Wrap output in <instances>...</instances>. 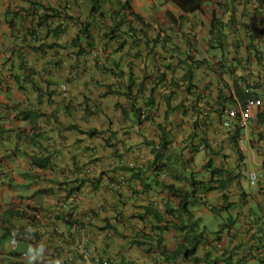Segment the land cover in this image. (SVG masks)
<instances>
[{"label":"clouds","instance_id":"9594fccd","mask_svg":"<svg viewBox=\"0 0 264 264\" xmlns=\"http://www.w3.org/2000/svg\"><path fill=\"white\" fill-rule=\"evenodd\" d=\"M164 1L165 7H171V9H166L168 14L166 15L167 22L165 24L167 26L165 27H169L170 30L175 32L180 26L179 22L184 17L204 10L212 0H204L199 10L190 14L183 13L177 6L176 0ZM218 1H223V4L218 3L219 8L227 4V0ZM89 2L95 4L90 5ZM151 3L152 0H136L135 2L132 0H0V150L5 140H15L19 145L21 141L30 144L40 139V131L31 130L28 124L25 126L20 125L21 123H28L27 118H29L30 112L22 109L21 102L15 100L17 93L30 90L41 102L43 101L37 108L41 112L39 118L42 122H48L49 124L59 122L58 107H64L66 112L72 107V109L81 111L85 118H95V116L100 117L102 114L100 101L97 104H90L86 101L83 104L76 105L69 100L70 87L78 79L93 82L90 78L93 71L99 73L103 78H114L116 82L104 89L103 97L115 96L118 100V103L113 106L116 113L111 118L120 117L125 123V131L111 129H108V131L118 133L120 139L124 141V147L117 152L114 159L113 150L107 149L112 159L109 163L110 172L107 175L103 168L101 153L99 154V150L96 148L99 143H88L83 153L87 162L78 171L79 173L84 172V177L90 174L86 178L92 177L94 181L100 180L102 177L101 185L106 180L114 178L112 181L116 184L115 187L118 190L110 191L103 185L96 190L99 194L96 208L92 207L87 210L88 213L82 215V217L74 216L73 223H69L67 219L65 220L63 224L65 226L69 225L70 237L74 240L76 256L68 258L65 262L53 261L50 264H75L76 260L85 264H114L112 258L104 259L93 253L91 248L92 227L95 217L104 213L110 207L107 205V199H114L115 196L119 197V194L122 196L119 197L121 199L131 195L130 192L126 191L127 189L137 188V184L134 183L133 179L130 182V169L141 171L140 179H137L140 181L141 187H152L153 190L155 188L154 197L149 204L141 206L142 215L147 211L149 213L150 210L155 211L154 215L149 216L155 218L156 214H159L161 224L164 223L161 215H167L169 218L183 217L184 220L178 228L187 235L185 239H194L193 237L198 234H200L199 238H202L206 233L212 238V243L219 252V256L215 259L216 264H241L242 260L246 261L247 264L252 262L264 264V250L258 253L254 249L253 251V247L250 245L252 242L250 240L254 236L258 240H262V242L257 240V243L261 244L260 246L264 245V206L260 208V204L264 202L262 189L260 190V184L264 183L263 173L254 168L245 173L244 168L247 162L243 165L239 164L234 169L235 172H230V169L217 166L214 156H210L202 168L205 177L200 175L201 172L194 174L192 171L193 164L190 159L185 158L184 154L187 150L189 154L203 152L209 146L204 142L194 145V142L189 139L178 145L174 140L172 131L161 126L158 127V139L146 141V143L155 146L152 149L153 159L150 162L137 163L136 160H130L126 157L134 149L133 146L127 144V137L131 133L138 134L142 130L144 131L147 124L152 122L151 112L155 110L154 105H146L148 102L153 101L146 90L144 83L146 78L137 84L133 82L139 68L134 57L129 54L132 53L129 47L133 44L135 48H138L140 43L141 46H146L152 61L161 58L165 52V50H159L163 48L160 44H163V34L167 31L163 29L165 24L160 28L154 27L152 23L155 22V18L159 14L154 12L153 16L149 15L147 19L141 11L144 4ZM245 3L254 6L255 11L264 8V0H247ZM83 5L87 6L85 16L78 15L80 13L79 8ZM135 16H138V18ZM22 21L24 23L28 22V26L23 25ZM118 24L120 25L118 26ZM184 24L185 22L182 23V26ZM86 28L93 32L91 34L93 37L90 38L82 33V30ZM67 32L71 33V38L63 45L59 38L66 35ZM210 34L212 36L210 42L213 41L215 46L217 44L215 41H218L221 37L217 26L213 25ZM7 37L10 38L9 43ZM44 40L47 41L42 43ZM75 40L82 48L73 46ZM89 41H92L94 45L90 50L86 47V43ZM218 48H224V46L218 43ZM80 50H84L85 53L78 54ZM193 55L194 51L187 49L185 58L179 63L184 79L188 82L191 81L189 73L192 71L194 74L192 67H197ZM33 56L42 59L43 66L32 65L29 57L32 58ZM123 56H130L131 61L126 63L123 61ZM138 56L141 57L139 54ZM141 58L148 60L145 57ZM153 73L158 74V67ZM149 79H152V76ZM186 90L188 93L196 94V88L191 84ZM246 95L247 98L244 104L240 102L236 106L221 105L218 117L221 126L226 131L234 132L238 129H248L251 123L261 121L260 116L263 114L264 99L256 96L248 84ZM48 106H56L57 108L52 112L47 110ZM22 113H24V116H22ZM244 113H249L251 116L246 126L241 124ZM106 116L108 117V115ZM5 123L8 126L6 129H4ZM64 130L66 132L74 131L77 135L78 132L82 134L77 126H64ZM90 131L94 130L86 131L84 134H86L88 140L92 141L95 138L89 136ZM95 131L98 132L95 137L98 136L97 138L100 139L97 140L102 142V130ZM62 137L67 138L66 136ZM157 142L159 144H156ZM163 142L167 146L159 153L170 155V160L161 159L158 165L152 168L158 154H154V152L158 151ZM174 142L176 146H174ZM2 151H0V165L5 160ZM215 152L212 150L213 155H219V152ZM18 153L21 152H14V156ZM25 154L29 156L31 169L24 174L23 180L31 179L33 185L44 184V187L36 192V196L43 197L42 201L56 196L53 187L46 185L47 179L45 176L54 172L49 160L38 157L35 152L30 155L28 151H25ZM184 158L187 159V162L183 161ZM73 161H75V158ZM121 168L128 171L123 173L120 171ZM216 169L222 171V177L216 178L215 176L212 179V172ZM36 171H39L38 175ZM182 171L186 172V176H182ZM218 179L226 182L215 183L214 187L217 186L218 190L207 193V189H203L204 192L199 187V183L207 185V182L218 181ZM70 181L67 183L62 182L61 185H63L66 192L57 194L59 197L57 203L63 205L73 214L78 213L77 211L80 209V193L84 187H81V183L75 181V179ZM246 182H249L250 186L256 187L257 191L253 194L257 195V202L252 198L253 194L246 192ZM193 183H198V185ZM181 185H184V187ZM235 188H238L240 192L239 195L232 197ZM194 192L195 196L192 195ZM212 194L218 195L215 201L210 200ZM137 196V193H135L134 197ZM246 196L247 202L244 201ZM195 197L205 199V201L195 203ZM184 199L186 202L181 206L180 202ZM254 201L255 206L251 207ZM171 203H176L177 207L170 209ZM199 205H203L204 210L205 208L209 209L208 217H211L210 220L216 218L219 223L217 230H212L207 223H204V210L201 212L194 208V206ZM169 210L171 211L169 212ZM247 210L248 212L243 213ZM45 212L46 210L41 207V204L38 208L29 210V207H27L21 211L22 228L16 227L17 229L12 235L14 240L11 254L19 262L17 264L48 263L47 260H44L46 259V252H41L44 255L36 252L35 256L32 257L33 261H29L31 257L28 253L19 252L20 245L17 241L26 239L37 246L41 235L38 229L42 227L39 216ZM76 219L79 222H75ZM111 229L109 226L101 229L107 241L114 236ZM240 229L246 231L248 238L239 244L240 247H230L231 250H229V247H226L227 244L223 241V235L227 236L229 241V238L232 239V235H234L233 231L239 232ZM165 230L167 231L168 227L165 226ZM52 234L54 236L58 235L57 226L52 227ZM189 234L192 235V238ZM241 253L244 254L243 257H241ZM227 258H231L232 262H226Z\"/></svg>","mask_w":264,"mask_h":264},{"label":"crops","instance_id":"0c3cea01","mask_svg":"<svg viewBox=\"0 0 264 264\" xmlns=\"http://www.w3.org/2000/svg\"><path fill=\"white\" fill-rule=\"evenodd\" d=\"M246 1L227 0L226 6L219 8L218 3L223 4V1L212 0L204 10L184 17L175 32L169 27H163L167 31L163 34V44H160L164 49L159 50H165L161 58H156L154 61L144 60L140 54L141 57L138 54L129 53L134 57L139 68L133 82L137 84L146 78L144 83L147 92L154 101L155 110L151 112L152 122L147 124L144 131L142 130L138 134L131 133L127 137V144L134 148L130 154L126 155L128 159H134L137 163L150 162L153 159L152 149L155 146L146 143V141L157 140L158 127L161 126L172 131L178 145L182 141L199 136L194 140V145L204 142L209 146L203 152L189 154L187 150L184 154L193 164L194 174L201 172L200 175L205 177L202 168L210 156H214L217 166L230 169V172H235L234 169L239 164L243 165L247 162L255 170L264 174V109L262 121L251 123L248 129H238L234 132L226 131L221 126L218 117L221 105L236 106L240 102L245 103L247 84L250 85L256 96L264 99V8L255 11L254 6L245 3ZM86 8L85 5L81 6L78 15L85 16ZM167 8L171 9L167 6L162 14L158 13L155 22L152 23L154 27L160 28L161 24L167 22ZM153 13L151 12L150 15L153 16ZM183 22H185L184 26H182ZM215 23L221 37L215 41L217 44L214 46L213 41L212 44L210 43L212 38L210 30ZM22 24L28 26V22L22 21ZM70 38L71 33L67 32L59 40L64 45ZM46 41L44 40L42 43ZM218 43H221L224 48L219 49ZM139 49L146 51L147 47L139 46ZM187 49L194 51L192 57L197 64V67H192L194 74L189 76L190 82L185 81L179 64L185 58ZM212 50L216 51L215 57L210 54ZM30 59L32 65L43 66L42 59L35 56L29 57ZM123 61L130 62V56H123ZM156 67H158V74L153 73ZM90 76L93 82L78 79L71 85L69 100L76 105L86 101L90 104H97L100 101L102 104L100 117L85 118L81 111L72 109V107L67 112L64 107H58L59 122H54V124L42 122L39 118L41 112L37 108L43 101L41 102L30 90L20 92L15 96V100L21 102L22 109L30 112L29 118H27L28 123L20 125L28 124L31 130L40 131V139L30 144L21 141L19 145L15 140H5L0 150H3L2 153L5 157L13 156L12 162L6 161L7 158H5L0 173V238L3 236L2 233L13 235L16 227L22 226L23 221L20 215L23 209L27 207L29 210L35 209L41 204L46 212L39 216L42 227L38 229L41 235L37 244L38 252L37 250L36 252L41 255H44L41 252H46L44 260H47V264L53 261L65 262L68 258L76 256L69 225L65 226L63 223L66 219L69 220V223H73L72 217H82L88 213L87 210L92 207L96 208L98 205L97 196L99 194L86 185L80 193L81 206L78 213L72 214L63 205L57 203L59 198L57 194L66 192L61 185L62 182H71L70 180L75 177H80L77 170L87 162L83 153L88 143H102L97 140L100 139L97 138L98 136L90 141L84 133L89 130L108 129L125 131V123L120 117L111 118L116 113L113 106L118 103L117 98L115 96L103 97L104 89L111 86L116 80L109 77L103 78L96 71H93ZM151 76L152 79H149ZM190 84L196 88V94L188 93L186 90ZM56 108V106H48L47 110L53 112ZM64 126H77L82 134L78 132L77 135L74 131L66 132ZM7 127V123H5L4 129ZM175 142L174 146H176ZM212 150L219 152V155H213ZM19 151L22 153L20 159L17 158L18 154L14 156V152ZM25 151H28L30 155L35 152L38 157L49 160L54 172L45 176L46 185L53 187L56 196L46 198L41 202L36 201L35 197H38L36 192L44 187V184L30 186L29 195L23 194L21 198L17 193L12 192V188H6L2 176L7 178L8 173H18L12 177L14 181L25 182L23 176L31 169L29 156L25 154ZM101 156L103 168L109 175V163L112 161L110 153L104 149L101 151ZM74 158L75 161H73ZM36 173L38 175L39 171ZM134 181L137 188L132 187L130 190H126L131 193L132 198L131 195L121 199L115 196L113 200L120 201L119 204H111L104 213L95 217L91 243L93 253L104 259L112 258L114 264H216L215 259L219 256V252L212 243V238L206 233L202 238L194 236V239H185L187 235L178 228L184 220L183 217L169 218L167 215H161L164 222L161 224L160 219H155L147 213L142 215L141 206L149 204L154 197L155 190L152 187H141V183L137 179ZM106 183L107 181L103 182V185ZM181 186L184 187V185ZM260 190L264 195V183L260 184ZM239 192V189L235 188L232 197L239 195ZM135 193H137V197H134ZM217 198V194L210 196V200L215 201ZM252 198L257 202V195L253 194ZM254 206L255 201L251 207ZM263 206L264 202L260 204V208ZM176 207V203L170 204V209ZM208 210L205 208L203 214L205 219L210 220ZM246 212L248 210L243 213ZM144 216L146 217L142 218ZM60 225L64 228L62 233H60ZM53 226L58 228L57 236L52 234ZM105 226L111 227L114 232L113 238L108 241L105 240L104 232L101 230ZM165 226L168 227L167 231ZM233 234L232 239L229 238L230 243L228 237L223 235V241L229 250H231L230 247H240L239 244L248 238L243 229H240L239 232L233 231ZM189 236L192 238L191 234ZM197 243L200 244L196 253L187 255V252L192 250ZM8 254L16 260L13 254L3 253L1 250L0 264H6L5 258L8 257ZM207 255L209 256L207 257ZM196 257L201 262L194 263L193 260ZM205 259L207 260L205 261ZM75 264L85 263L76 260Z\"/></svg>","mask_w":264,"mask_h":264},{"label":"trees","instance_id":"16d2710c","mask_svg":"<svg viewBox=\"0 0 264 264\" xmlns=\"http://www.w3.org/2000/svg\"><path fill=\"white\" fill-rule=\"evenodd\" d=\"M202 2H204V0H176L177 6H178L179 9L182 10V12L185 13V14H190V13H193V12L199 10L200 6L202 5ZM89 3H90V2H89ZM93 4H95V3H90V5H93ZM135 17L138 18V16H135ZM119 25H120V24H118V26H119ZM214 26H216V23H215ZM55 33H56V31H55ZM82 33L88 35L90 38L93 37V36H91V34H92L93 32H91V30H89V28L83 29V30H82ZM120 36H121V35H120ZM71 46H72V45H71ZM73 46L82 48V46L79 45V44L77 43V40L74 41ZM93 46H94V45H93L92 41H89V42L86 43V47H87V49H89V50L92 49ZM83 53H85L84 50H80V51L78 52V54H83ZM78 56H79V55H78ZM192 75H193V72L191 71V72L189 73V76L191 77ZM146 105H147V106H152V105H154V101L148 102ZM262 117H263V115L260 116L261 121H262ZM89 133H90L89 136H90L91 138H92V136L95 137V135L98 134V132L95 131V130H94V131H90ZM99 135H100V133H99ZM101 135L103 136L102 143H100V144H98V145L96 146L97 150H99V154H100L101 151L104 150V149L113 150V159H114V158L117 156V152H118L120 149H122V148L124 147V141L120 139V137L118 136V133H115V132L112 133V131L103 130V131H101ZM198 137H199V136H194V137L190 138L189 140H190L191 142H194V140L197 139ZM207 143H208V142H207ZM165 146H167V144H165L164 142L161 143V147L158 149V151L156 150V151L154 152V154H157V153H158V154H157V157H156L157 160H156V162L153 164L152 168L158 165L159 160H161V159H166V156H167L166 154H160V153H159V152H161V151L164 150V147H165ZM101 159H102V156H101ZM167 160H170V156L168 157ZM183 161H184V162H187V159H185V160H183ZM120 171H122L123 173H126L128 170L125 169V168H121ZM77 172L79 173L78 170H77ZM101 173H102V172H101ZM79 174H80V177H75V181L80 182V183H81V187H84L85 185H86V186H90V187L92 188V190L96 191V190H98L99 188H101V187L103 186V185H101V184H102V177L100 178V180L94 181L92 177H90L89 179L86 178V176H90V174L85 175V177H84V172L81 171ZM222 174H223V173H222V171H221L220 169H216L214 172H212V176H213L212 179H214L215 176H216V178H219V177L221 178V177H222V176H221ZM140 175H141V171L139 172V171L136 170V169H130V171H129V176H130V179H131L130 182H132V179H133V180H135V179H140ZM112 180H114V178H111V179L106 180L107 183L104 184V187H105L106 189L110 190V191L118 190L117 187H115L116 184H114ZM106 181H105V182H106ZM220 182H224V183H226L224 180H221V181H220V179H218V181H216V180H215V181L212 180V181L207 182V185H202V183H199V187H200L202 190H203V189H207V191H206L207 193H208V192H213V191H215V190H218V187H217V186L214 187V184H215V183H216V184H220ZM193 184H194V185H198V183H193ZM203 191L205 192V190H203ZM244 194H245V193H244ZM192 195L195 196V192H194ZM188 196H189V195H188ZM188 196H186V197H188ZM119 197H122V196L119 194ZM195 198H196V197H195ZM200 199H201V198H196V199L194 200V202H195V203H198V202L201 203V202L205 201V199H204V200H203V199L200 200ZM244 201L247 202V196L245 197ZM106 202H107V205L110 206L111 204H112V205H118V204H119L118 202H120V201L117 202L116 200H113V199L111 198V199H107ZM185 202H186L185 199H184L183 201H181V202H180L181 206H182ZM170 211H171V210H169V212H170ZM155 213H156V212H155V211H152V210H150L149 213H148V211H147V215H154ZM145 217H146V216H144V217H142V218H145ZM72 218H74V217H72ZM155 218H156V219H159V218H160V215H159V214H156V217H155ZM75 222H79L78 219H76ZM82 224H83V223H82ZM197 237H200V234H198ZM257 240H258V238H256V236L252 237V239L250 240V241H252L250 245L253 247L252 250L254 249L256 252L261 253V252H263V250H264V245L260 246L261 244L259 245V244L257 243ZM258 242H262V240L259 239ZM199 244H200V243H197V244L194 246V248H192V250L188 251V252H187V255H194V254H195V251H196V249H197V247H198ZM254 250H253V251H254ZM165 253H166V252H165ZM185 256H186V255H185ZM208 256H209V255H207V257H208ZM196 258H197V257H196ZM196 258H195V260H193L194 263H195V262H201L200 259H196ZM261 260H262V259H261ZM226 262H232V259H231V258H227V259H226ZM195 264H196V263H195Z\"/></svg>","mask_w":264,"mask_h":264},{"label":"rangeland","instance_id":"374dc122","mask_svg":"<svg viewBox=\"0 0 264 264\" xmlns=\"http://www.w3.org/2000/svg\"><path fill=\"white\" fill-rule=\"evenodd\" d=\"M133 2H135L136 0H132ZM138 1H142V0H138ZM141 11L143 12L144 14V17L147 18L151 12H157L159 14H162V12L165 11V1L164 0H154V2H152V4H144L141 8ZM148 19V18H147ZM163 24H161L162 26ZM165 27V26H163ZM7 41L8 43L10 42V38L7 37ZM211 43V42H210ZM212 44V43H211ZM140 46H141V43H140ZM129 49H131V52L133 55L135 54H140L142 57H145L146 59H150L151 56L148 54V51H144V50H140L139 47L138 48H135V46H133V44H131V46L129 47ZM213 50H216V49H213ZM211 51L210 54L211 56H214L216 55V51ZM4 56V55H2ZM1 154V153H0ZM3 156V155H2ZM22 156V153H18L17 155V158H21ZM170 155H167L166 156V160L168 159ZM7 158L6 161L8 162H12V159H13V156L12 157H5ZM186 158V157H185ZM184 158V159H185ZM183 160V159H182ZM253 167L248 163L245 168H244V171L245 173L246 172H249ZM2 169H3V166L0 165V173L2 172ZM22 174H23V171L21 170ZM182 176H186V172L185 171H182L181 172ZM15 175H18V173H8V177H4L2 176V180H4V183L6 185V188H12V192L15 194L17 193L19 195V197L21 198V196H23V194H27L29 195V187L33 185V182L31 179H27L25 182H18V181H14V179L12 178L13 176ZM200 178V176H198ZM28 178V177H27ZM2 188H4L2 186ZM155 190V188H154ZM245 190L248 194H253L257 191L256 187H253V186H250L249 182H246L245 183ZM36 198V201H39L41 202L43 200V197L42 196H39V197H35ZM7 201V200H6ZM195 210H200L201 212L204 210V207L203 205H199V206H194ZM11 215V213H9ZM258 216H260V214H258ZM6 217H9L8 215H6ZM226 218V215L224 216ZM204 223H207L208 226L210 228H212V230H217L218 227H219V223L217 222L216 218H213V220H207L205 219ZM203 224V223H202ZM64 231V228L62 225H60V233H62ZM2 237L0 238V251L2 250L3 253H11V251H13V245H12V242H13V237L12 235L8 234V233H2ZM61 236V235H60ZM57 239V238H56ZM19 245H20V249H19V252H26L29 254V257H31L29 259V261H33L32 257L35 256L36 254V250L38 252V249H37V246H34L33 242L31 241H28L26 239H22V240H17ZM2 248V249H1ZM244 254L241 253V257H243ZM4 260V259H2ZM5 263L6 264H9V263H19L17 260H15L12 256H10L8 254V257L5 258ZM241 264H247L246 261L242 260L241 261Z\"/></svg>","mask_w":264,"mask_h":264},{"label":"built area","instance_id":"2783aa9c","mask_svg":"<svg viewBox=\"0 0 264 264\" xmlns=\"http://www.w3.org/2000/svg\"><path fill=\"white\" fill-rule=\"evenodd\" d=\"M233 115V114H232ZM251 118L250 114L249 113H244L243 114V118H242V121H241V124L242 126H246L247 125V122L248 120Z\"/></svg>","mask_w":264,"mask_h":264}]
</instances>
